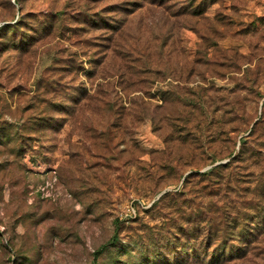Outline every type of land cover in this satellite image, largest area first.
Returning <instances> with one entry per match:
<instances>
[{
  "label": "rangeland",
  "instance_id": "rangeland-1",
  "mask_svg": "<svg viewBox=\"0 0 264 264\" xmlns=\"http://www.w3.org/2000/svg\"><path fill=\"white\" fill-rule=\"evenodd\" d=\"M14 20L0 264H264V0H0Z\"/></svg>",
  "mask_w": 264,
  "mask_h": 264
},
{
  "label": "trees",
  "instance_id": "trees-1",
  "mask_svg": "<svg viewBox=\"0 0 264 264\" xmlns=\"http://www.w3.org/2000/svg\"><path fill=\"white\" fill-rule=\"evenodd\" d=\"M17 24H20L19 20H14V22H12V23L10 22V24L8 22L7 23L5 22L4 25H0V33L5 31V29H7V28H9V29L17 28V27H15V26H17ZM13 30H15V29H13ZM245 144H246L245 138L241 137L240 138V147H242V145H245ZM220 167H221V165H219L217 167V169H219ZM261 227H262V224L260 222H257V224L252 229L249 230V231H251L250 235H257L258 232L262 231L263 228H261Z\"/></svg>",
  "mask_w": 264,
  "mask_h": 264
},
{
  "label": "built area",
  "instance_id": "built-area-1",
  "mask_svg": "<svg viewBox=\"0 0 264 264\" xmlns=\"http://www.w3.org/2000/svg\"><path fill=\"white\" fill-rule=\"evenodd\" d=\"M130 211H131V213H135L136 212L134 207Z\"/></svg>",
  "mask_w": 264,
  "mask_h": 264
}]
</instances>
